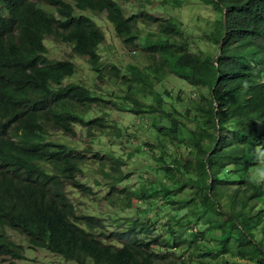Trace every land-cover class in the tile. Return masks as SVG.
Segmentation results:
<instances>
[{
    "label": "trees",
    "instance_id": "trees-1",
    "mask_svg": "<svg viewBox=\"0 0 264 264\" xmlns=\"http://www.w3.org/2000/svg\"><path fill=\"white\" fill-rule=\"evenodd\" d=\"M187 1L0 0V254L24 259L10 228L77 264H264V0H223L225 20L219 11L194 51L172 14ZM86 11L104 13L124 47L142 55L124 67L104 62L105 35ZM49 36L87 56L117 92L65 83L76 65L47 57ZM171 74L200 90L184 112L176 90L157 88ZM109 107L149 118L154 137L133 146L156 164L136 186L123 182L130 172L118 152L56 137L79 125L95 139L110 125ZM230 119L244 128L229 131ZM89 161L110 175L104 195L80 179ZM67 187L118 215L79 211Z\"/></svg>",
    "mask_w": 264,
    "mask_h": 264
},
{
    "label": "rangeland",
    "instance_id": "rangeland-1",
    "mask_svg": "<svg viewBox=\"0 0 264 264\" xmlns=\"http://www.w3.org/2000/svg\"><path fill=\"white\" fill-rule=\"evenodd\" d=\"M157 4H159V1ZM204 9H207V13L203 12ZM47 13H50L49 10ZM84 13L92 16L105 35V40L98 49L99 53L102 54L104 62H112L119 67H124L128 62L135 61V57L142 55L139 48L134 51L133 48L129 49L124 47L121 40L115 36L112 25L109 23L104 13L96 15H93L89 11ZM172 14H174L179 21L182 22L185 35L188 38L189 46L193 51L196 50L199 45V43L195 41L196 37H202L206 32H211L210 24L216 17L212 8L201 4L200 0H188L183 7L174 10ZM143 26V30L146 31V29L148 30L152 28V23L146 22ZM45 43L47 45L46 54L48 58L70 59L75 63V74L67 79L65 83L75 81L91 87L94 90L103 87L106 92H117L118 84L114 81L107 80L109 83V86H107L102 82V79H98L95 72L91 69L89 63L87 62V56L77 54V52L72 49L71 45L52 36L47 37ZM207 48H209L208 43L202 40L200 43V49L205 50ZM164 87L167 90H176L179 93V99L174 97L173 103L181 112H184L185 106L190 105L191 103L190 97L188 96L189 94L192 95L194 92V99L196 101L199 100L200 90L197 91L196 89H192V87L187 86L184 81H181L173 74L168 75L163 84L157 85L159 90H162ZM107 112L110 125L103 131V133H97V137L95 139L91 138L92 136L87 135L84 128L79 125L74 126V135L65 136L61 133H57L56 137L64 139L67 143L73 146L86 148L92 145L93 150L102 147V153L105 155L111 154L112 152H118L119 155H122L121 160L124 161L126 165L121 166V169L125 173L128 171L130 172L129 178L127 180L124 179L123 182L128 183L131 186H136L140 181H142V177L144 179L151 178L150 173H144L146 170L145 166L147 164L148 166H155L156 164L152 157H150V154L144 145L142 146L143 152H137L133 146L136 143H143L154 137L151 132L150 124L148 127L146 126V124L148 125L150 122L149 118H147V116H143L141 118L134 112L120 110L115 107H109ZM191 115L181 116V119L188 129L193 126ZM119 126L122 128V132L118 134L122 135L116 137L114 136V134H116L115 130L116 127ZM131 139L132 143H130ZM185 152L186 151L180 148V154L187 156ZM175 154L178 155V152H175ZM104 161L107 163L104 167V170H106L108 169V165L111 163V160L105 158ZM82 168L83 173L80 176V179L90 185L93 190L104 195L106 191L103 184L105 181H109L111 179L110 175L107 173L106 175L103 174L104 172L99 170L98 164L93 161L87 162ZM152 176L156 177V179H161V172L157 171L152 174ZM117 186H121V184ZM66 191L70 200L80 207L79 211L81 212L104 213L105 217H110V214L113 213H115V216L118 215L117 210L106 206L104 202H96L92 195L71 187H67ZM133 202L135 203V200H133ZM6 233L12 241L24 246V259L14 260L19 264H75L71 261L64 260L56 253L39 248L36 245H28L26 236L16 230L8 229ZM8 261L9 260H6V258H2L1 260V262H3L2 264H9Z\"/></svg>",
    "mask_w": 264,
    "mask_h": 264
},
{
    "label": "clouds",
    "instance_id": "clouds-1",
    "mask_svg": "<svg viewBox=\"0 0 264 264\" xmlns=\"http://www.w3.org/2000/svg\"><path fill=\"white\" fill-rule=\"evenodd\" d=\"M200 1H201V4H203V5H205V6H208V7L212 8V10L214 11V13L216 14L215 19L218 17L219 11L223 14V16H224V12H227V7H226L225 3L223 2V0H200ZM203 12L207 13V9H204ZM223 19L225 20V16L223 17ZM213 23H214V19H213V21L211 22V24H213ZM182 27H183V24H182ZM192 89H196V88H192ZM196 90L198 91V89H196ZM193 93H194V92H193ZM193 93H192V95H190V94L188 93V94H189L188 96L190 97L191 102H192V101H193V102L196 101V100L194 99V95H195V94H193ZM199 94H200V92H199ZM197 101H198V100H197ZM186 106H187V105H186ZM216 112H217V116L219 117V114H218V105H217V104L215 105V107H214V109H213V115H216ZM215 120L219 122V119H218V118H216ZM234 120H235V119H230L229 122H228L227 124H225V126L228 128L229 131H236V130H241L242 128H244L241 124H237ZM258 120L261 121V122L264 124V120H263V119L258 118ZM146 126L148 127V126H149V123H148V125L146 124ZM138 144H139V143H138ZM257 152H258V155H260V154H264V149H258ZM260 175H261V176H264V172H261ZM149 216H151V215H149ZM1 227H2V226H1V224H0V228H1ZM8 229H10V228H6V231H7ZM3 230H4V226H3ZM5 234H7V233L5 232ZM2 258H6V260L8 259V260H9V261H8L9 264H10V262H14V263H16V261H14V260H18V259H12V258H9V257L5 256L4 254H0V264L3 263V262H1ZM61 258H62V257H61ZM64 260H65V259H64ZM69 261H70V260H69ZM71 262L77 264V263L74 262V261H71Z\"/></svg>",
    "mask_w": 264,
    "mask_h": 264
}]
</instances>
